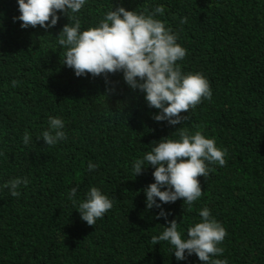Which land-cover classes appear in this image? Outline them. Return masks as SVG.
Segmentation results:
<instances>
[{
	"label": "trees",
	"instance_id": "16d2710c",
	"mask_svg": "<svg viewBox=\"0 0 264 264\" xmlns=\"http://www.w3.org/2000/svg\"><path fill=\"white\" fill-rule=\"evenodd\" d=\"M118 5L145 13L163 6L157 18L187 50L182 71L202 72L212 100L190 109L181 124L156 122L158 110L122 73L77 77L62 64L56 35L66 15L51 29H23L13 20L17 0H0V186L29 180L18 197L0 187V264H202L195 254L177 261L168 242L151 244L167 221L156 218L159 209H146L143 189L154 182L153 169L136 177L132 170L154 141L178 139L185 129L214 137L227 149L226 164L198 177L202 195L191 210L183 199L163 205L167 220L186 234L207 207L226 229L216 258L264 264V0H87L82 27ZM49 116L64 120L67 135L53 146L39 138ZM92 186L113 207L88 225L68 193L77 188L79 202Z\"/></svg>",
	"mask_w": 264,
	"mask_h": 264
},
{
	"label": "clouds",
	"instance_id": "9594fccd",
	"mask_svg": "<svg viewBox=\"0 0 264 264\" xmlns=\"http://www.w3.org/2000/svg\"><path fill=\"white\" fill-rule=\"evenodd\" d=\"M87 0H17L19 15L14 22L27 29L39 26L45 30L57 25L61 14L68 17L57 36V44L64 50L62 64L71 68L77 77L120 72L123 80L133 91L144 95L149 108L158 111L152 114L156 122H167L175 126L188 118L202 100H212L213 92L207 77L199 71L184 72L178 61L186 56V48L179 43V33L157 18L165 11L156 6L151 12H137L122 5L110 8L93 26L83 28L80 12ZM187 18H181L184 24ZM107 82V81H106ZM16 86V81H12ZM187 113V115H182ZM65 122L59 116L48 117V127L42 132L45 144L56 145L67 139ZM23 143L31 140L26 130ZM227 149L217 145L214 137L201 131L182 130L178 139L162 137L154 141L150 151L132 163V170L140 175L145 169H153L154 182L143 192L146 209H159L156 218H164L167 224L158 235L151 237V244L168 242L177 261H184L195 254L202 264H228L220 247L226 237V229L209 208L199 212V221L193 222L186 234L176 219L167 220L169 210L163 205L183 199V206L191 210L194 201L202 195L198 177H207L214 169L210 165L223 167ZM97 165L88 164L93 171ZM28 178L16 177L2 186L11 196L21 195V185L27 187ZM80 218L88 225H95L113 207V201L99 187L92 186L83 199L77 202V188L68 193Z\"/></svg>",
	"mask_w": 264,
	"mask_h": 264
}]
</instances>
